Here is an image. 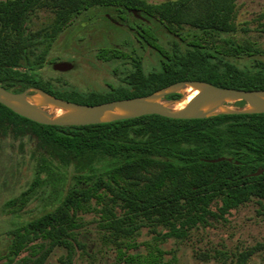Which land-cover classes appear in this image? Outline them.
Listing matches in <instances>:
<instances>
[{
    "label": "trees",
    "instance_id": "16d2710c",
    "mask_svg": "<svg viewBox=\"0 0 264 264\" xmlns=\"http://www.w3.org/2000/svg\"><path fill=\"white\" fill-rule=\"evenodd\" d=\"M96 6L114 9L128 22L144 44L159 52L160 67L147 71L137 53L109 46L99 50V57L132 63L118 86L80 91L66 80L69 88L41 78L38 68L57 35ZM236 7L237 0H0V84L13 91L38 86L88 104L149 94L186 79L264 89V48L235 37ZM42 8L52 10L53 18L33 28V14ZM134 9L176 37L164 45L158 29L136 17ZM242 58L247 61L241 64ZM8 135L35 138L39 154L32 182L5 202V210L19 211L40 185L64 186V192L53 209L12 230L5 264H44L57 245L66 249L58 264H72L76 245L85 247L78 232L87 213L98 215L103 241L114 245L123 264H174L175 252L162 245L167 240L184 239L200 225L227 220L233 209L255 197L264 199V171L250 175L264 167V112L203 118L153 113L57 125L34 121L0 102V138ZM220 156L225 159L209 160ZM144 227L151 237L139 241ZM23 250L28 253L17 259ZM254 250L238 253L231 264H247Z\"/></svg>",
    "mask_w": 264,
    "mask_h": 264
},
{
    "label": "rangeland",
    "instance_id": "374dc122",
    "mask_svg": "<svg viewBox=\"0 0 264 264\" xmlns=\"http://www.w3.org/2000/svg\"><path fill=\"white\" fill-rule=\"evenodd\" d=\"M135 15L149 21L158 29L160 41L164 45L168 46L176 37L168 30L164 32L157 20L148 19L142 14ZM52 18V10L39 9L33 14L32 27L43 26ZM235 21L238 27L235 37L238 40L251 39L264 48V33L260 31V22L264 21V0H237ZM187 29L188 26H185L184 30ZM109 46L119 47L128 53H137L142 57L147 71L160 67L159 52L144 44L129 27L128 22L119 19L114 9L96 6L78 14L57 35L45 63L38 68V73L45 80H54L59 87L69 88L65 84L66 80L70 86L80 91H105L120 85L122 77L132 68L129 58L99 57V50ZM59 61H71L73 67L67 70L56 69L54 64ZM237 61L242 64L247 59ZM36 143V139L29 135L19 138L8 135L0 138V264L6 263V254L13 237L12 230L53 209L59 203L60 192H64V186L40 185L36 187L30 202L19 211L5 210V202L28 188L34 178L39 154ZM83 216L85 224L79 229L78 237L85 247L76 245L72 264H123L116 258L114 245L103 241L98 215L87 213ZM150 237L148 228L144 227L138 240L143 241ZM162 245L175 252L177 260L174 264H231L238 253L250 248H255V252L247 264H264V199L255 197L233 209L227 220L200 225L192 229L186 238H170ZM27 253L28 250L21 251L17 259ZM65 254V247L57 245L51 250L44 264H58L60 257ZM170 256L171 254L166 255L167 258Z\"/></svg>",
    "mask_w": 264,
    "mask_h": 264
},
{
    "label": "water",
    "instance_id": "95a60500",
    "mask_svg": "<svg viewBox=\"0 0 264 264\" xmlns=\"http://www.w3.org/2000/svg\"><path fill=\"white\" fill-rule=\"evenodd\" d=\"M133 11L141 16L137 10ZM54 67L67 70L73 67V63L59 61ZM171 93H180L181 96L168 98L167 95ZM241 100L245 103H236ZM0 102L16 113L39 123L79 125L110 122L153 113L173 118L261 113L264 112V89H238L219 86L205 80L186 79L168 84L149 94L88 104L56 96L38 86L13 91L0 84ZM222 159L225 157L209 160ZM263 171L264 167L250 175H258Z\"/></svg>",
    "mask_w": 264,
    "mask_h": 264
}]
</instances>
